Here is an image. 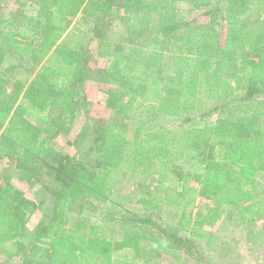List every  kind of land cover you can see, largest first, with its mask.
I'll list each match as a JSON object with an SVG mask.
<instances>
[{
    "label": "trees",
    "instance_id": "obj_1",
    "mask_svg": "<svg viewBox=\"0 0 264 264\" xmlns=\"http://www.w3.org/2000/svg\"><path fill=\"white\" fill-rule=\"evenodd\" d=\"M88 36L114 115L63 154L54 141L88 103ZM1 161L55 189L24 242L32 203L0 180V264H218L206 225L228 210L264 220V0H0ZM133 177L155 185L129 207L120 186Z\"/></svg>",
    "mask_w": 264,
    "mask_h": 264
},
{
    "label": "rangeland",
    "instance_id": "obj_2",
    "mask_svg": "<svg viewBox=\"0 0 264 264\" xmlns=\"http://www.w3.org/2000/svg\"><path fill=\"white\" fill-rule=\"evenodd\" d=\"M180 7L187 17L194 16H192L189 6L181 5ZM7 8L8 10L14 8V3L12 1L8 2ZM69 34L70 32L63 38L64 41L68 40ZM79 47L84 48L89 57L84 72L85 80L79 87L82 94L87 96L88 103L86 108L80 110L77 122L72 128V133L58 137L54 141L56 149L63 154H67L74 149L70 145L73 138L78 137L80 133L87 128H91L92 125H96V123H109L114 115L106 108L105 92L108 90V80L103 71L105 61L98 56L96 41L92 36H88L81 41ZM173 121V118H164L160 120V123L169 126L173 124ZM81 152L85 154L84 151L81 150ZM82 157L83 161L90 167L88 160H84L86 156L82 155ZM0 180L1 182L9 180L18 189L24 191L25 196L32 203L30 208L31 210L33 208V212L29 216V229L23 237L24 242H29L34 237L39 223L52 212L55 185L46 172L42 173L40 179L34 185H27L21 179L19 172L2 161L0 162ZM152 185H155V181L151 178L139 180L133 177L127 179L120 186V190L129 195L128 206L133 207L144 192L152 189ZM260 190L264 192V185ZM203 204L204 202L201 201L194 203L191 207L193 216L199 208L203 207ZM161 216L173 225L183 223L179 219V214L170 208L162 212ZM203 230L211 236L201 240V244L206 254L214 262L218 264H264V220L241 224L233 210H228L220 221L213 226L206 225ZM208 242L211 244H208ZM160 260L162 264H177L176 260H173L170 256ZM18 262L19 260L16 259L12 263L19 264Z\"/></svg>",
    "mask_w": 264,
    "mask_h": 264
}]
</instances>
